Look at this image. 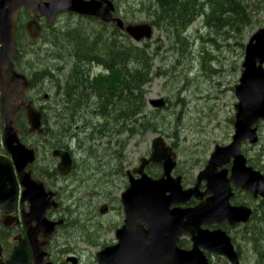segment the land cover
I'll use <instances>...</instances> for the list:
<instances>
[{
  "label": "rangeland",
  "instance_id": "obj_1",
  "mask_svg": "<svg viewBox=\"0 0 264 264\" xmlns=\"http://www.w3.org/2000/svg\"><path fill=\"white\" fill-rule=\"evenodd\" d=\"M115 1L118 7L117 15L124 19L127 17L128 21L131 19L135 23L150 22L151 5H153L151 0ZM202 3L207 9L208 4ZM252 17L255 22L249 23L240 35L235 32L218 33L217 27L208 29L206 20L199 17L189 27L188 33L182 35L184 38L189 36V43L182 42L183 40L178 38L179 34L175 33L176 29L164 27L162 29L156 27L150 39L138 42L140 46L148 44L150 52L154 54V75L146 87V97L148 109L156 113L154 120L157 121L158 132L148 131L144 135H137L131 138L132 140L126 145L125 139L129 137L126 130L122 131L120 139H115L112 133L108 134L105 139H101L98 136L99 133L94 131L103 128L110 130V125L106 123L104 115H98L93 119L95 123L89 127L87 132L94 131L89 134L85 143L89 148H95L87 152L78 150L79 164L87 166L90 163L89 167L92 166L93 170L79 175L78 185L80 187L77 189L79 209L75 217L76 222H67L72 223L73 227H66L70 237L73 238L71 243L79 246L80 251L84 249L85 259L83 261L86 263L81 264H91L89 256L92 252L94 254L93 264H98L96 251L116 240L115 227L122 221V217L117 213L116 204H111V200H115L120 193L118 189L120 180L116 179L117 184L115 185L108 181L105 173L110 172L112 168L120 171L123 165H136L139 159L151 150L153 139L163 136L167 142L174 144L179 150V169L183 171L185 183L192 185L197 174L207 164L215 146L229 144L232 141L235 132L236 103L238 102L235 88L244 70L246 45L252 35L259 28L264 27V8L261 7ZM243 23H239V26L241 27ZM92 27L90 24L84 27L83 22L75 16L63 14L59 17L57 26L46 34V48L37 50L34 47L36 54L33 58L31 56L34 52L25 50L24 55L31 53L25 60L32 59V66L44 73L47 71L45 80L38 84L42 94L49 93L53 96L56 91L60 90V84L63 87L67 81L69 74L62 72L61 67L63 69L65 67L60 64L71 61L67 58L72 52L78 51V47L74 49L76 40L81 39L80 36L86 37L79 29L90 36V40H93L95 36L100 37V43L110 40L112 33L108 29L100 26ZM76 28L78 32L73 38L71 30H76ZM38 44L36 43V46ZM174 45L181 50L180 54L174 49ZM211 51L219 56L210 57L208 54L212 53ZM94 64L96 65L94 75L99 71L105 74L112 72V70H107L105 62L102 63L103 67L98 66V63ZM96 96L93 93L91 99H95ZM157 99L164 101V107L154 106L151 101ZM45 101L46 106H56L54 99ZM39 103H44V101H39ZM95 108L96 106L90 102L87 109L92 111ZM23 118L26 121V117L23 116ZM88 121L91 120L88 119ZM259 132L260 139L255 148H250V144L247 143L243 151L253 157V161L264 170V121ZM111 139L116 142L117 146L113 166L100 165L102 156L100 160L95 158L92 161L91 157L99 154L95 149L102 148ZM260 154L263 155L260 157ZM97 165L100 166V170L95 168ZM95 171L96 176H92ZM243 199L247 201V196ZM105 205L111 208H108L106 213H102V209H106ZM234 234L239 241L243 263L256 264L260 257L258 249H264V222L241 225L234 229ZM213 264H230V262L225 256L215 254Z\"/></svg>",
  "mask_w": 264,
  "mask_h": 264
},
{
  "label": "flooded vegetation",
  "instance_id": "obj_2",
  "mask_svg": "<svg viewBox=\"0 0 264 264\" xmlns=\"http://www.w3.org/2000/svg\"><path fill=\"white\" fill-rule=\"evenodd\" d=\"M112 1L116 5L117 2L115 0ZM116 8V12H118L117 5ZM206 10L203 11L202 18L206 20V26L209 29L215 26L209 20L211 11L207 13ZM116 12L115 15L117 16ZM63 14L75 16V18L83 22L84 27L90 24V26H100L103 29L111 30V26L107 27V25H111L110 22H104L95 16H86L61 10L49 19L41 11H38L36 15H32L25 7H21L19 10L16 19L17 29L15 31L19 54L13 59V62L15 70L18 73L24 74L30 83L25 91L24 101L26 104H32L41 112V130H32L28 110L24 106L21 113L11 125L12 139L6 141V123L2 115L3 110L0 92V158L2 159L0 162L2 174V178L0 177V264L86 263V261H83L85 259L84 249L80 251L79 246L71 243L73 238L70 237V233L66 227H73L72 223L68 224L67 222H76L75 217L79 209V199L77 197V189L80 187L78 185L79 175L80 173L86 174L90 170H93L92 166L89 167L91 165L90 163L87 166L85 164H79L78 150H82L83 152L94 150L95 147L92 149L89 148L85 141L89 134L94 131L87 132L89 127L95 123L93 119L98 117V111L100 109L95 108L90 111V109H79L75 106L65 107L62 104L63 101L59 100V93H57L58 101H56V106H46L45 100H51L53 97L49 93L42 94V90L39 89L40 85L38 84L44 81L47 75L43 71L40 73L35 66H32V59L25 60L31 53H26V57L24 55L26 51L31 50L34 52L31 56L33 58L36 54V49L46 48V34L57 26L59 17ZM32 22L38 27L36 36L29 29L34 25ZM150 23L152 24V22ZM153 27L155 30L156 26L153 25ZM36 43H39L38 46H36ZM98 66L103 67V64L98 63ZM88 68L93 77L100 78L103 76L101 71L95 75L93 74L96 70L94 63L88 65ZM108 76L109 74L105 75V79ZM11 99L15 100V97ZM39 101H44V103H39ZM73 107L79 112V119H81L80 115L84 118L80 121L81 123L76 125L71 124L73 119L68 115V111ZM23 116L26 117V121L23 120ZM88 119L91 121H88ZM263 121L261 119L256 124L258 128V140L254 143L249 141L243 142L242 149L247 143L250 144V148H255L259 143V131ZM166 143L172 147L177 155L172 176L174 178L181 177L183 190L194 187L197 183V178H195L194 183H191L192 185L185 183L183 171L179 169V150L174 144L167 142V140ZM227 144L224 143L223 145ZM19 146L24 147L25 150L21 154L24 157L17 160L14 158L13 153L17 149L15 147ZM116 149L117 146L115 144L111 145L107 143L102 148L95 149L99 154L92 156V161L95 158L100 160L102 156L103 159L100 161V165L113 166L115 159L114 152ZM152 151L153 148L151 145V150L148 151V154L142 156L136 165H123L120 171L112 168L110 172L105 173L108 176V181L113 182L115 185L117 184L116 179L120 180L118 183L120 193L115 197V200H111V204H116L117 213L122 217V221L115 227V235L117 228L121 227L127 219V210L125 209L126 200L124 201L123 194L126 193L131 185L130 180L140 179L142 172L154 179L161 178L164 175L165 169L163 163L149 161ZM244 155L247 159V166L259 171L264 176V170L253 161L254 158L247 154ZM261 155L263 154H260V157ZM63 160H65V163ZM232 165V161L224 165V168L228 169L229 175H231ZM95 168L100 170L99 165ZM141 168L142 171L140 172L139 170ZM219 169L221 170L222 167H219ZM92 176H96V171L92 173ZM231 185L233 193L230 204L232 206L248 207L250 209L249 220L236 224H232L227 219L221 222H202V227L212 231L217 228L226 230L239 253L242 264H244L239 241L234 234V229L244 224H252V222H264V196L261 193L255 195L251 190L248 191L238 187L233 182ZM200 190H206L205 182L201 185ZM244 196H247V201L243 199ZM208 197L209 194L203 196V199L193 197L185 203H174L171 208L181 207L184 209L195 207ZM111 204L109 205L111 206ZM105 208L107 211L109 206L105 205ZM116 242L117 238L109 244ZM179 244L185 248L193 247L194 241L191 234L189 232L183 234ZM99 250L95 253L98 264H100L97 257ZM204 251L209 258L210 264H213V256L218 253L206 247ZM89 258L91 264H93V252Z\"/></svg>",
  "mask_w": 264,
  "mask_h": 264
},
{
  "label": "water",
  "instance_id": "obj_3",
  "mask_svg": "<svg viewBox=\"0 0 264 264\" xmlns=\"http://www.w3.org/2000/svg\"><path fill=\"white\" fill-rule=\"evenodd\" d=\"M21 7H25L32 15L41 11L49 19L61 10L95 16L104 22L113 23L135 41L150 39L154 32L149 23L126 22L116 16V6L112 0H0V92L6 141L12 139L11 125L24 106L28 110L32 130H41V112L24 101L29 81L24 74L15 70L13 62L19 53L15 31ZM29 29L34 36L37 35L38 27L35 24ZM243 67L240 82L235 88L238 102L232 141L227 145L217 144L207 165L198 173L195 186L183 190L181 177L172 176L176 152L163 136L155 137L149 161L163 163L164 175L154 179L142 172L140 179L130 180L131 185L123 194L127 219L116 230L117 242L105 245L97 252L100 264H210L205 247L225 255L231 264H242L227 231L222 228L213 231L203 228L202 222L227 219L236 224L249 220L248 207L230 204L232 182L251 190L255 195L261 193L264 196V176L247 166V159L242 153L243 142L254 143L258 140L256 124L264 120V27L259 28L246 45ZM162 101L157 99L151 102L160 107L165 104ZM15 149V159L24 157L21 155L24 147ZM231 161L233 165L229 175L224 165ZM203 182L206 183L205 191L200 190ZM206 194L209 197L195 207L171 208L174 203H185L193 197L203 199ZM102 212H106V209H102ZM187 232L194 241L191 248L179 244Z\"/></svg>",
  "mask_w": 264,
  "mask_h": 264
},
{
  "label": "trees",
  "instance_id": "obj_4",
  "mask_svg": "<svg viewBox=\"0 0 264 264\" xmlns=\"http://www.w3.org/2000/svg\"><path fill=\"white\" fill-rule=\"evenodd\" d=\"M151 1L153 5H151L152 16L149 17L150 22L161 29L162 27L176 29L175 33L179 34L178 38H181L182 42L189 41L188 35L185 38L182 35L187 34L189 27L199 17H202L203 11H205V5L202 2L208 4L206 11L207 13L211 11L209 20L212 25L217 27L218 33L235 32L238 35L249 23L255 22V19L252 20V16L256 14V11L261 7L264 8V0ZM249 18L250 21H248ZM241 22L244 23L240 27L239 23ZM108 26L112 27L110 30L112 36L109 37V41H104L105 43H100L99 36H95L93 40H90V36L79 29L86 37L80 36L81 39L76 40L77 43L74 44V49L76 50V47H78V51L76 53L72 52L67 58H70L71 61L62 63L65 67V69L61 67L62 72L69 74V77L63 87L60 84V90L56 91V94L52 97L58 101L57 93H59V100L63 101V106H75L79 109L88 108L90 102H92L97 109H100L98 111L99 115H104L106 123L110 125V130L107 128L96 130L95 132L99 133L98 136L105 139L108 134L112 133L115 139H120L122 131L126 130L129 134V137L125 139L127 145L132 140L131 138L137 135H144L148 131L158 132L157 121L154 120L156 113L148 109L146 97V87L152 81L154 75L155 59L154 54L152 55L149 50L148 44L147 46H140L127 33L113 25ZM77 32V28L71 30L73 38ZM174 49L179 54L181 53V50L176 48L175 45ZM211 52L208 54L210 57L219 56L214 54L213 51ZM90 61L93 63L105 62L109 70H112L108 78L105 79V75L100 78L91 77L86 67V63ZM39 72L41 73L42 70L39 69ZM157 72L161 71L157 70ZM45 73L47 75V71ZM93 93L97 95L95 99H91ZM75 107L68 111V115L73 119L71 124L74 125L79 120V112ZM80 118L83 119L81 115ZM104 131L106 132L104 133ZM112 140H108L107 143L116 145V142L114 143ZM258 252L260 257L256 264H264V249L260 248Z\"/></svg>",
  "mask_w": 264,
  "mask_h": 264
},
{
  "label": "bare ground",
  "instance_id": "obj_5",
  "mask_svg": "<svg viewBox=\"0 0 264 264\" xmlns=\"http://www.w3.org/2000/svg\"><path fill=\"white\" fill-rule=\"evenodd\" d=\"M94 38H95V37H94ZM103 63H104V62H103ZM108 63H109V62H108ZM90 64H92V61L86 63V67H87V70L89 71V74H91L90 69L88 68V65H90ZM107 66H108V65H107ZM107 66H106V67H107ZM107 70H109V67H107ZM109 71H110V70H109ZM101 74H102V75H107V74H105V73H101ZM108 74H110V73H108ZM91 77H93L92 74H91ZM163 106H164V105H163ZM91 115H92V113H91ZM58 116H59V115H58ZM78 121H79V120H78ZM79 122H80V121H79ZM79 122H78V123H79ZM86 122H87V121H86ZM73 125H74V124H73ZM74 131H75V130H74ZM242 151H243V149H242ZM243 153H244V151H243ZM244 154H245V153H244ZM81 160H82V159H81Z\"/></svg>",
  "mask_w": 264,
  "mask_h": 264
}]
</instances>
